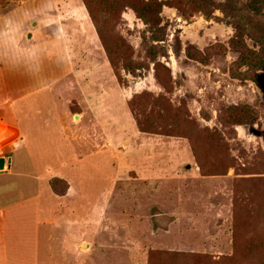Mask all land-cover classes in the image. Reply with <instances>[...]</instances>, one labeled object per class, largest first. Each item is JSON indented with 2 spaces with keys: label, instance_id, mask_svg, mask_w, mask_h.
I'll use <instances>...</instances> for the list:
<instances>
[{
  "label": "rangeland",
  "instance_id": "rangeland-1",
  "mask_svg": "<svg viewBox=\"0 0 264 264\" xmlns=\"http://www.w3.org/2000/svg\"><path fill=\"white\" fill-rule=\"evenodd\" d=\"M49 1L0 0L8 97L36 91L0 184L39 208L0 264H264V0L92 3L71 66Z\"/></svg>",
  "mask_w": 264,
  "mask_h": 264
},
{
  "label": "crops",
  "instance_id": "crops-1",
  "mask_svg": "<svg viewBox=\"0 0 264 264\" xmlns=\"http://www.w3.org/2000/svg\"><path fill=\"white\" fill-rule=\"evenodd\" d=\"M50 3L53 5L51 13L53 14L54 22L47 24L53 25L54 30L56 29L55 32L62 35L61 41H58V43L64 48V50H66V57L68 56L67 64L71 66L73 64L72 58L74 54L72 52L78 47L80 48L81 44H83L81 31H87V28L90 27V25L92 26V22L83 2H77L74 0H51ZM34 22L35 26H32ZM34 22L31 24V27L33 28L30 30L31 37L34 34V28H36L38 24L37 21ZM47 32L48 35L52 34L50 30H47ZM56 41L55 38L49 39V43L53 45H56ZM30 92L32 91H27L15 98H9L5 78L0 68V145L5 144L6 142L8 143L10 140H14L16 141L14 143L16 147L21 146V143L23 142V140H21V132H23V130L17 113L13 111L10 105L20 99L35 95L36 91L34 93ZM27 110H29V112L32 111V109L28 107ZM56 115L59 117V120H57ZM49 116L53 117V119L54 117L56 118L57 126L55 127V130H57V128L60 127V114L53 108L48 109L44 119L45 124L49 123ZM0 157H4L5 159L4 169L0 171L1 177L10 173V168L7 167H11V159L9 158L7 160L3 154H0ZM27 186V184L24 185V183L20 181L14 185L9 184L2 186L0 184V251L3 243V240L1 239L4 238L5 228L8 226L13 228L19 221L22 223L23 221H28L30 218V210L33 205L25 204L28 199L15 198L13 195L14 193H18L19 190L26 189ZM33 199H35L34 196H30L29 201ZM33 208H35V212L39 209L34 206ZM0 258H2L1 255Z\"/></svg>",
  "mask_w": 264,
  "mask_h": 264
},
{
  "label": "trees",
  "instance_id": "trees-1",
  "mask_svg": "<svg viewBox=\"0 0 264 264\" xmlns=\"http://www.w3.org/2000/svg\"><path fill=\"white\" fill-rule=\"evenodd\" d=\"M109 1L110 0H84V5H85V7H86V9H87V11L89 13V16H93V13H94L93 10L94 9H93L92 3L97 4L98 6H106V4ZM242 57L244 58L245 56H242ZM253 59H254V62H250V60H249V61H247L245 63H247L249 65V67L254 68L255 70L264 69V62L263 61H261L259 59H256V57H253ZM258 83H259V85L261 87L264 88V84L262 83V80L261 79H258ZM56 181H58V178H56V177L55 178H52L50 180V184H51V186H52L53 189L55 187ZM58 194H60V193H58Z\"/></svg>",
  "mask_w": 264,
  "mask_h": 264
},
{
  "label": "water",
  "instance_id": "water-1",
  "mask_svg": "<svg viewBox=\"0 0 264 264\" xmlns=\"http://www.w3.org/2000/svg\"><path fill=\"white\" fill-rule=\"evenodd\" d=\"M32 26H35V22L32 24ZM27 36H28V38H30L31 33L29 32ZM4 163H5L4 157H0V171H2L4 169ZM187 166H189V165H187Z\"/></svg>",
  "mask_w": 264,
  "mask_h": 264
}]
</instances>
